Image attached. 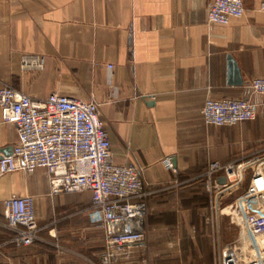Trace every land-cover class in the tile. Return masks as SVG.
<instances>
[{"label":"crops","instance_id":"1","mask_svg":"<svg viewBox=\"0 0 264 264\" xmlns=\"http://www.w3.org/2000/svg\"><path fill=\"white\" fill-rule=\"evenodd\" d=\"M242 1L244 14L220 25L207 20L210 0H0V87L94 100L113 160L140 167L144 239L117 264H217L224 219L201 176L213 161L264 155V97L247 88L264 76L263 0ZM25 54L42 56V69L23 70ZM229 57L242 84L228 81ZM207 97L249 98L257 115L206 124ZM16 141L0 112V156ZM13 194L33 196L40 238L64 249L13 240L3 207ZM90 201L89 191L51 194L42 168L0 175V264L97 263L103 233L87 217Z\"/></svg>","mask_w":264,"mask_h":264},{"label":"built area","instance_id":"2","mask_svg":"<svg viewBox=\"0 0 264 264\" xmlns=\"http://www.w3.org/2000/svg\"><path fill=\"white\" fill-rule=\"evenodd\" d=\"M259 7L264 11V0ZM244 11L242 0H210L207 20L226 25ZM42 67V56H22L23 70ZM247 88L250 94L264 97V76L250 80ZM257 107L249 98L207 97L201 113L206 124L233 126L253 120ZM0 112L3 122L15 125L17 131L12 153L0 156V175L17 170L32 173L42 168L48 175L51 194L89 191L91 201L86 214L103 233L102 264H117L128 258L131 248L144 239L146 191L136 163L117 164L113 160L98 103L58 93L33 99L2 86ZM163 162L167 169L174 170L170 157ZM248 166L251 170L243 193L216 210L217 216H228L234 230L228 232V242L220 243L219 239L218 264H264V155L243 161H213L202 176L206 190L219 198L243 180ZM218 173L225 176V184L218 182ZM3 207L17 244L32 245L42 240L33 196L13 194L3 200Z\"/></svg>","mask_w":264,"mask_h":264},{"label":"rangeland","instance_id":"3","mask_svg":"<svg viewBox=\"0 0 264 264\" xmlns=\"http://www.w3.org/2000/svg\"><path fill=\"white\" fill-rule=\"evenodd\" d=\"M248 177L249 176L246 174L244 176L243 180L235 188H232L231 190H228L226 193H224L221 196H219V198H217V195H216L215 192H212V194L210 195V205H211L210 208H211V211H212L211 213L213 215L217 216V214H216V210L217 209H220L224 204L230 202L235 197H237L241 193H243V191H244V189L246 187V184H247ZM201 179H202V183H203L204 187L206 188L203 176H201ZM219 216H220V218L224 219V223H222L224 228L222 227V229H221L220 243H221V241L222 242H226V241L228 242V239L231 237V235L228 232L229 231L230 232H234V230L231 229V227L229 225V222H228L229 219H228L227 215L223 214V215H219ZM55 235H56V233H55ZM54 239L55 238L49 239L48 237H45L44 240L42 239L41 241H37V242H39L41 244H44L45 246H47V248L52 249V250L54 249L55 251L59 250V249H64V248H61L56 242H53ZM37 242H35V243H37ZM50 242H53V243H50ZM216 243H217V241H216ZM220 243L218 242L217 244H220ZM217 244H215V246ZM103 246H104V244H102V248H100L101 251L103 250ZM101 251H100V253H101ZM217 252H218V247H217ZM218 255L219 254L217 253V259H218ZM95 264H102V262L100 260V254H99V260L97 261V263L95 262ZM162 264H171V263L162 262ZM217 264H218V260H217Z\"/></svg>","mask_w":264,"mask_h":264},{"label":"water","instance_id":"4","mask_svg":"<svg viewBox=\"0 0 264 264\" xmlns=\"http://www.w3.org/2000/svg\"><path fill=\"white\" fill-rule=\"evenodd\" d=\"M228 81L232 84H242L239 68L236 62L231 57L228 58ZM11 153H12V147L9 148L6 152H4V155H9ZM217 180L221 184L226 183L225 176H220L217 178Z\"/></svg>","mask_w":264,"mask_h":264}]
</instances>
